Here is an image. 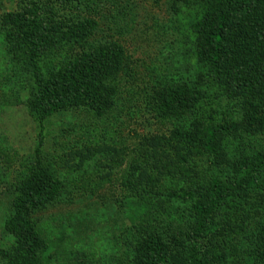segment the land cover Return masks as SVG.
Returning <instances> with one entry per match:
<instances>
[{
	"label": "trees",
	"instance_id": "1",
	"mask_svg": "<svg viewBox=\"0 0 264 264\" xmlns=\"http://www.w3.org/2000/svg\"><path fill=\"white\" fill-rule=\"evenodd\" d=\"M17 1L3 15L4 37L21 50L29 74L27 102L37 122L75 108L107 117L118 106L122 47L108 38L90 39L95 20L53 19L43 0ZM193 1L198 14L184 40L197 70L188 80L157 84L154 109L172 118V127L141 137L128 152L125 171L133 178L132 192L178 200L187 213L183 227L166 236L138 228L132 264H264V146L257 140L264 133V0ZM79 43L60 65H40L44 49ZM84 152L79 162L93 156ZM34 156L33 171L4 221L13 243L2 264H44L33 214L56 198L61 178L39 149ZM149 205L139 213L145 223L160 208Z\"/></svg>",
	"mask_w": 264,
	"mask_h": 264
},
{
	"label": "rangeland",
	"instance_id": "2",
	"mask_svg": "<svg viewBox=\"0 0 264 264\" xmlns=\"http://www.w3.org/2000/svg\"><path fill=\"white\" fill-rule=\"evenodd\" d=\"M193 3L43 0V9L53 13V19L95 20L90 39L104 37L118 43L124 64L115 79L118 106L107 117L75 108L38 123L27 102L29 74L20 59L21 50L4 37L8 25L3 15L14 11L19 2L0 0V264L6 262L13 243L4 221L12 212L18 187L33 171L36 148L61 178L56 198L33 214L44 264H132L138 228L166 236L183 227L187 213L183 202L139 196L130 189L133 178L125 171L130 168L128 152L141 137L167 134L172 127L173 119L159 117L154 109L157 84L188 80L197 70L184 40L186 28L198 14ZM55 44L40 53L44 70L60 65L81 47L80 43ZM260 121L262 125L264 119ZM258 136V145L264 146V133ZM123 148L126 154L120 152ZM85 149L93 151V156L79 162ZM97 151L102 152L100 157ZM147 203L160 208L145 223L139 213Z\"/></svg>",
	"mask_w": 264,
	"mask_h": 264
}]
</instances>
